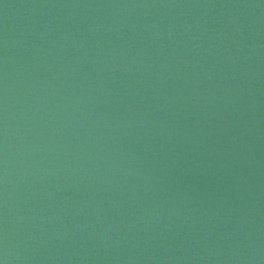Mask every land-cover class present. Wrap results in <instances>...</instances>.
Returning a JSON list of instances; mask_svg holds the SVG:
<instances>
[{
	"label": "water",
	"instance_id": "95a60500",
	"mask_svg": "<svg viewBox=\"0 0 264 264\" xmlns=\"http://www.w3.org/2000/svg\"><path fill=\"white\" fill-rule=\"evenodd\" d=\"M0 264H264V0H0Z\"/></svg>",
	"mask_w": 264,
	"mask_h": 264
}]
</instances>
